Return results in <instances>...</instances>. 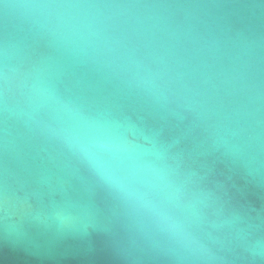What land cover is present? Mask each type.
<instances>
[{
  "label": "water",
  "instance_id": "95a60500",
  "mask_svg": "<svg viewBox=\"0 0 264 264\" xmlns=\"http://www.w3.org/2000/svg\"><path fill=\"white\" fill-rule=\"evenodd\" d=\"M5 3L19 0H4ZM53 3H131L159 2L174 6L169 25L177 32L173 39L157 32L149 45L163 52L171 48L174 71L198 85L213 100H222L225 110L238 115L249 132L260 134L258 148H264V84L260 100L232 85L225 75L237 55H242L246 42H253L257 66L264 76V0H48ZM131 13L141 16L146 10L67 8L53 10L69 23L103 21L109 31L119 35L129 24ZM111 19H108V18ZM6 33L27 38L32 58L52 56L63 66L60 89L65 95L87 101L90 112H110L114 117L128 118L134 127L128 139L151 149L140 132L159 133L157 140L166 151L146 159L155 167L173 170V180L182 182L184 195L179 201L164 202L170 214L183 216L185 205L201 193H211L207 206H198L206 221L230 219L231 210H239L259 225L248 236L250 244L264 241V169L255 176L224 154L213 150L205 123L195 112L178 109L174 102L161 106L142 91L129 88L128 73L103 62L73 63L50 49L47 42L33 39L27 26L0 5V40ZM147 43V41H144ZM143 50V48H142ZM207 76L212 80L200 82ZM264 79V77H262ZM259 109L251 115L254 109ZM40 118L48 120L46 113ZM259 121V124L256 121ZM18 137L16 151L6 150L3 140L4 122L0 117V187L8 183L20 196L29 191V206L18 205V215L9 221L0 211V264H179L165 248V238L156 227L155 215L134 208L118 198L84 165L59 144L27 132L22 122L9 121ZM105 158L108 153H102ZM264 159V151H261ZM129 163L125 161V164ZM141 190H146L138 185ZM151 198L162 201L153 191ZM221 205L223 206L221 208ZM204 224L196 229L202 235L211 232L220 239L212 245L224 257L216 264H264V258L252 257L240 247L228 250L225 230H214Z\"/></svg>",
  "mask_w": 264,
  "mask_h": 264
},
{
  "label": "clouds",
  "instance_id": "9594fccd",
  "mask_svg": "<svg viewBox=\"0 0 264 264\" xmlns=\"http://www.w3.org/2000/svg\"><path fill=\"white\" fill-rule=\"evenodd\" d=\"M6 15H10L27 26L33 39L46 41L49 48L73 63L103 62L128 73L126 83L148 95L161 106L174 102L178 109L186 108L195 112L205 123L211 147L224 154L233 163L239 164L247 175L255 176L264 169V159L257 143L258 132H249L241 125L235 110H225L222 100H213L198 85L184 79V73L174 71L168 58L174 53L171 48L158 52L149 49L157 36L163 33L178 39L177 32L169 25L174 6L159 2L131 3H88L65 4L48 0H19L5 3L0 0ZM67 8L146 10L141 16L131 13L124 20L129 24L119 35L109 31L103 21H87L72 24L53 10ZM108 19H111L110 17ZM147 41V43H144ZM143 48V50H142ZM242 55H237L225 80L232 85V95L238 89L251 93V99L260 100L262 95V69L257 66L253 42H246ZM63 66L52 56L32 58L31 44L27 38H18L6 33L0 40V117L3 118V140L6 150L16 151L18 137L9 127V121L22 122L28 133L43 137L50 143L59 144L62 149L86 166L93 175L103 182L114 194L131 204L152 212L158 231L165 238V248L172 253L179 264H216L225 258L212 250L220 237L211 232L202 235L196 229L208 223L198 209L207 206L213 199L211 193L195 196L187 205L183 216H175L167 210L165 201H179L183 193L182 182L173 180V170L167 166L155 167L146 157L166 151L159 145V133L141 131V137L152 144H143L128 139L134 127L128 118L114 117L110 112L92 113L87 101L79 96L65 95L61 89ZM212 77H205L200 83L207 85ZM259 109H254L255 115ZM48 120L40 118L41 113ZM259 124V121H256ZM102 153H108L105 158ZM125 161L129 163L125 164ZM142 185L146 190H141ZM162 194L163 200L151 198L152 192ZM30 192L20 196L16 189L5 183L0 187V211L12 221L18 215V205L29 206ZM223 206L221 205V208ZM230 219L208 223L211 229L225 230L228 250L242 248L252 257L264 258V241L254 245L248 241L252 231L259 225L251 222L245 213L231 210Z\"/></svg>",
  "mask_w": 264,
  "mask_h": 264
}]
</instances>
